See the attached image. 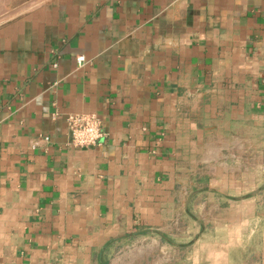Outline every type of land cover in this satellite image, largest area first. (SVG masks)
Here are the masks:
<instances>
[{
	"label": "crops",
	"instance_id": "obj_1",
	"mask_svg": "<svg viewBox=\"0 0 264 264\" xmlns=\"http://www.w3.org/2000/svg\"><path fill=\"white\" fill-rule=\"evenodd\" d=\"M262 158L264 0H0V264H264Z\"/></svg>",
	"mask_w": 264,
	"mask_h": 264
},
{
	"label": "built area",
	"instance_id": "obj_2",
	"mask_svg": "<svg viewBox=\"0 0 264 264\" xmlns=\"http://www.w3.org/2000/svg\"><path fill=\"white\" fill-rule=\"evenodd\" d=\"M78 61L80 64L86 62L84 56H79ZM66 123L71 137V145L74 147L95 146L104 136L102 121L95 113H71L67 116Z\"/></svg>",
	"mask_w": 264,
	"mask_h": 264
},
{
	"label": "rangeland",
	"instance_id": "obj_3",
	"mask_svg": "<svg viewBox=\"0 0 264 264\" xmlns=\"http://www.w3.org/2000/svg\"><path fill=\"white\" fill-rule=\"evenodd\" d=\"M263 160H264V158H262V162H263ZM262 165H264V164H262Z\"/></svg>",
	"mask_w": 264,
	"mask_h": 264
}]
</instances>
